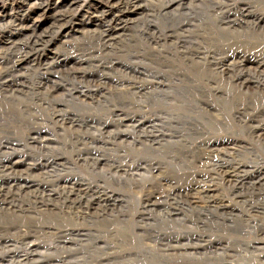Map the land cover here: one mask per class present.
Masks as SVG:
<instances>
[{
	"label": "rangeland",
	"instance_id": "374dc122",
	"mask_svg": "<svg viewBox=\"0 0 264 264\" xmlns=\"http://www.w3.org/2000/svg\"><path fill=\"white\" fill-rule=\"evenodd\" d=\"M70 1L0 0V15H9L0 17V59L5 61V70L14 61L23 62L18 73L21 93H15L13 99L11 94H5L7 99L0 95V116L3 105L11 104L29 106L31 114L29 121L19 125L0 118V149L8 152L14 145L26 149L29 129L35 126L56 141L52 146L57 151L49 156L65 162L77 157L73 147H85L93 139L94 156L101 160L95 170L69 161L53 174L66 180L80 177V184L112 193L116 200L115 206L88 210L98 220L90 227L85 223L82 230L92 231L99 238L98 245L96 240L84 238L75 246L80 248L77 253L64 255L83 264H264V137L259 138V128H264V100L252 94L248 102H240L250 104L242 110L246 113L236 115L232 91L217 92L219 85H225L211 75L205 59L209 55L220 60L238 50L237 38L221 32L220 26L228 20L236 28L251 22V12L261 13L256 1L177 0L178 5L167 6L172 0H122L120 4L115 0L112 7L103 0H76L71 5ZM247 3L245 12L242 7ZM27 8L31 11L25 14ZM257 58L264 62V55ZM246 67L255 71L252 64ZM239 74L264 86V73L240 69ZM159 80L165 82L162 88L154 84ZM143 86L165 91L153 95V100L160 95L159 102L173 98V104L180 99L192 103L197 113L191 116L201 119L164 125L154 122L157 132L167 135L160 138L163 147L154 150L151 142H142L137 133L140 128L112 122L118 114L131 112V95L126 92ZM76 89L96 94L93 100H78ZM254 89L250 86L248 91ZM55 110L72 114L76 127H57L51 120ZM127 128V135L117 134ZM29 154L34 163L47 157L45 153ZM113 162L127 167L128 175L121 171L115 175ZM137 164L144 169L138 170ZM240 164L247 167L239 180L229 182L224 173ZM34 176L37 182L44 179L42 172ZM72 181L59 182L57 190H50L60 191ZM213 183L217 189L214 198L224 206L219 211L206 207V199L194 203L200 187ZM49 187H53L50 182ZM16 202L33 206L24 198ZM142 211H152L150 218L157 220L151 235L138 228L155 224L153 219H141ZM68 212L57 208L43 216L31 211L22 214L24 218L1 214L0 237L16 243L10 239L16 235L5 230V224L31 223L36 241L56 247L62 242L52 234L54 227L42 235H38L39 228L48 222L61 225V217ZM183 244L184 250L174 247ZM226 245L230 251L221 250ZM52 252L62 255L61 249L52 248ZM5 264H11L10 260Z\"/></svg>",
	"mask_w": 264,
	"mask_h": 264
},
{
	"label": "bare ground",
	"instance_id": "6f19581e",
	"mask_svg": "<svg viewBox=\"0 0 264 264\" xmlns=\"http://www.w3.org/2000/svg\"><path fill=\"white\" fill-rule=\"evenodd\" d=\"M113 1L115 0H103V2L109 7H112L114 5ZM117 1L119 2V4L122 2V0ZM254 1H256L257 6L261 10V13H256L257 10L255 12H251L253 14V21L251 20V22H246V25H243L241 28H236L233 23L229 22V20L226 23H222V25L220 23L221 26L219 30L221 32L233 34V36L237 38L236 43L239 46L238 50L234 51L231 56H226L225 58L220 60H216L214 59V57H210L209 55L205 54L207 56L205 59L210 66L211 75L213 74L217 76L220 80V83H223L225 85H219V87H217L216 89L217 92L224 94L229 91L228 89L232 91L231 102L236 104L235 111L236 115L238 116H243L246 113L242 112L243 108H249L250 106V104L243 105L240 102H248L247 99L252 94L254 97H259L260 99L264 100V86L261 85L258 80L257 82H253L252 80L247 79L243 74L236 75L237 71L240 69H242V71L245 70L246 73H264V62L257 58L264 55V0ZM44 3L45 2H43V4ZM73 3L75 4L76 0H71L69 4L71 5ZM173 4H175V6L178 5V1L172 0L169 5L167 4V6ZM248 5L249 4L247 3L246 7H242L244 8L243 11L248 12ZM48 6L49 5H47V7ZM67 8L70 7L68 6ZM29 11H31V8H27V11H25L24 13L26 14ZM34 11H36V9H34ZM65 13L67 12H64V14ZM28 15H30V13H28ZM6 16L9 15H6V13L5 15H0V17ZM239 38L241 42H239ZM228 58H231V62L226 64ZM4 63L5 61L3 59H0V95H3V98L7 99L8 95L5 94H11V98L13 99L15 97V93H21L20 89H22V83H20V75L18 73L23 66V62L22 60H17L10 63L12 64L10 70H5V68L3 67ZM222 63H224L225 65H222ZM246 64H252V68L255 71L248 70ZM158 73L163 76L165 74L162 71ZM154 84H156L157 87L162 88L161 86H164L165 82L160 81L159 83ZM250 86H254V92L248 91V88H250ZM134 90H136L135 92L140 95L139 100H137L136 94L133 93ZM134 90L131 91L130 88L126 92L131 95L130 104L132 105V108L128 110L131 112H129V114L126 116H124L123 113L118 114L117 120H112V122L115 124L127 122L132 124L133 129L140 128V132L137 133H140L142 142H151L158 145V148H154V145L150 143L151 148H153L154 150L163 147L161 144L162 139L167 136L165 134L157 132L159 127L157 124H154V122H158L164 125L167 124V122L181 121L184 119L196 122L201 119V116H191V113L196 114L197 112L194 111L192 103L189 102L190 104H185V102H182L183 99H180L181 102H179L178 104H173L171 102L173 98H169V100L166 99L162 102H159L158 99L160 98V95H157L153 100V95L165 92L163 89H148L143 86ZM75 93L78 96V100L80 99V97L84 98V100H93L92 97L96 94L92 90H87L86 93H83L77 89L75 90ZM165 95L168 96V94ZM83 103L85 104L84 101ZM81 105L83 106V104ZM171 108L177 109L173 110ZM226 109L229 110L230 108ZM1 110L2 115L0 116V118L4 117L13 124H22L24 121H29V118L31 117V114L29 113V106L27 105L20 106L19 108H17L16 105L12 104L3 105ZM62 112V110H55L53 114H51V120L54 122V124L57 127L63 129H66L67 125H69L70 128L76 127L77 121L75 120V117L72 114L70 115V113L68 114L66 112ZM136 112H138V114ZM125 126L127 127V125ZM31 127L32 128L29 129V136L25 144L26 149H18L19 147H14L16 145H14L13 148H10L8 152L0 149V156L3 157V159H0V216L1 214H7L11 215L14 218H24L25 216H23L22 214L31 211L34 212L33 214L48 216L52 214L54 209H67L69 210L68 216L61 217V225L56 227L53 226L50 222L45 223L41 228H39L41 233L38 234L42 235L44 231L47 232V228L53 230L52 227H54V231L52 234L56 236L57 240L61 241L62 244L58 243L56 247H51L48 244H45L46 246H49L46 248L44 244L34 239L35 237L32 234L36 232H34L33 224L25 223L19 225L14 223H7L5 224V230H7L8 232H13V234L16 235V237L10 238L15 239L16 243L10 242L8 240L3 241V239H1L0 237V249L3 248V250L0 252V264H5L7 260H10L11 264H83L80 263L79 260L70 261L68 259V256L64 254L67 253L70 255L73 253H77L80 248H76L75 246L80 242L82 243L84 238L89 237L91 238L92 242L93 240H96L95 235H92V231H90L91 233L89 234L88 232H84L82 230V225H84L85 223H89V226L88 224L85 225L87 227H90L95 223V220H98V217L95 215V213L88 212V210L92 206H101L103 208H107L111 206L112 203L115 206L116 200H113L114 195L112 193L109 194L107 192H99L94 186L80 184L79 181L82 180L80 177L74 176L72 177V179L66 180L62 179L59 175H54L53 173L57 170L58 167L66 166L69 161H74L75 165H78L80 163L83 165L87 164L88 168H92L93 170H95L96 167L101 164V160L97 159L94 156L96 152L94 153L95 149H92L93 146L91 145L94 144L93 139L89 141V143L91 144H86L85 147L79 149L77 147H73L76 151H78L76 158L65 159V162L64 160L61 161V158H51L49 155L57 151V149L52 146V144L56 143V141L52 138L50 139V136L43 133L42 129L41 131H38L35 126ZM127 130L128 128L123 132H119L118 130L117 134L125 133L127 135ZM259 131V138L264 137V128L260 127ZM262 140H264V138ZM168 143L171 144L172 142ZM29 153H45L47 157H39V162L34 163L31 161ZM138 164L137 169L142 171L144 169L143 164ZM223 166L224 165H222V167ZM112 167L115 171V175H118L119 171L123 172L125 175L128 172V168L122 166L121 164L116 165L113 162ZM225 167H228V165ZM246 167V164H240L237 168H229V170L224 173V177L229 182H234L237 179L239 180L240 173L244 172V170L242 169ZM38 172H42L44 176V179L41 182L35 181L34 174L36 175ZM117 177L118 179L123 180L121 176ZM113 178L115 179V177ZM70 180H73L70 183L71 186L67 187L66 185H63L64 187H62L60 191L56 192L50 190H57L58 187L61 186L59 182H63L64 184V182H69ZM49 182L53 187H49ZM215 187L216 186L214 185V183L201 186L200 191L198 192L199 195L194 198V203H199L200 201L206 199V207H209V209H214L216 211L222 210L220 208H223L224 206L218 205L213 195L217 191ZM22 194H24L25 196L23 197ZM21 197L24 198L28 203H32L33 206L30 207L28 204H17L16 201L21 200ZM152 213V211H142L140 212V218L146 219L147 221L153 219L150 218ZM78 217L83 218V221L79 220ZM153 221L155 224H144L142 227L139 226L138 228L143 229L145 233L151 235L153 234L151 228L156 226L157 220L153 219ZM21 222H23V220L18 221V223ZM38 235L36 238H38ZM110 235H112V231L108 232V237H111ZM191 235L193 236V234ZM199 237L201 238L200 235L198 236V238ZM98 240L99 238L96 240L95 245H98ZM103 243L104 245L107 244L104 241ZM208 243L209 241L207 242V244ZM185 245L186 244L180 246L177 245L174 247H178V249L184 250ZM191 245L194 246V243H191ZM229 246L230 245L223 246L221 250L230 251ZM6 248H9V250L6 251ZM52 248L61 249L62 255L59 256L56 255L58 253H51ZM20 252H22V256H20ZM207 253L209 254L210 252ZM95 262L94 264H96Z\"/></svg>",
	"mask_w": 264,
	"mask_h": 264
}]
</instances>
